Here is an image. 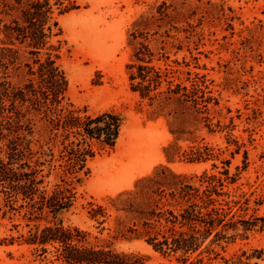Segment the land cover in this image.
Listing matches in <instances>:
<instances>
[{"label":"rangeland","instance_id":"1","mask_svg":"<svg viewBox=\"0 0 264 264\" xmlns=\"http://www.w3.org/2000/svg\"><path fill=\"white\" fill-rule=\"evenodd\" d=\"M29 1L7 0L14 11L10 16L0 11V18L11 23ZM70 1L76 8L56 13L58 27L51 38L57 48L53 57L68 80L57 114L72 112L85 119L113 112L122 118L120 137L112 148L89 140L93 157H87L81 172L66 175L64 145L81 137L54 128L53 112L24 107L25 122H32L34 131L27 158L41 170V188L51 193L58 184L72 183L75 197L57 218L35 219L21 197L10 201L0 187V264H61L53 245L44 251L27 242L31 233L53 224L86 233V246H107L142 264H225L224 259L243 252L256 254L252 264H264V0ZM3 40L4 35L0 60L8 69L0 66V76L24 86L30 79L26 65L38 68L36 56L27 44L8 46ZM141 44L153 53L149 63L135 57ZM7 47L12 51L3 52ZM139 65L155 67L163 76L152 97L169 81L203 103L204 114L178 101L160 106L142 98L133 91L140 79L131 80ZM162 169L202 191L205 175L220 178L223 186L214 183L222 193L213 195L217 205L236 222L256 219L257 227L245 232L239 224L220 245H211V236L195 254L155 251L129 232L133 222L122 209L137 181Z\"/></svg>","mask_w":264,"mask_h":264},{"label":"trees","instance_id":"2","mask_svg":"<svg viewBox=\"0 0 264 264\" xmlns=\"http://www.w3.org/2000/svg\"><path fill=\"white\" fill-rule=\"evenodd\" d=\"M16 1L22 3V0ZM20 7V15L11 23L0 18V37L4 35L3 42L8 46H14L17 42L27 44L31 54L36 56L34 64L38 68L26 65L30 79L24 86H14L0 76V141L4 143L0 146V154L8 158L5 161L0 156V187L5 190L10 201L21 197L35 219L38 216L57 218L72 206L74 188L70 187L72 183H66L65 186L58 184L51 193L41 188L44 183L40 177L41 170L27 158V151L31 150L32 144L28 136L34 132L32 122H25L27 112L31 108L38 111L45 108V112L56 115L55 119L51 118L54 128L69 132L67 137L70 133L81 137L76 144L72 142L64 145L63 152L66 154L62 159L65 164L61 166L66 175L81 172L87 157H93L88 147L89 140H97L111 148L116 145L121 133L122 118L113 112L85 119L72 112L57 114L63 110L59 108L68 91V80L53 57L57 50L51 44V38L55 36L58 27L55 15L68 13L76 7L70 0H56L54 3L51 0H31ZM0 11L10 16L14 6L7 0H0ZM12 49L7 47L3 52H11ZM42 52H45V58L40 57ZM152 56L151 49L145 44H141L135 54L137 61L143 63L151 62ZM0 66L8 69L3 60H0ZM134 68L136 64L131 66V69ZM137 68L139 73L132 74L131 80L140 79L133 86V91L139 92L142 98L156 100L160 106L178 101L196 113L204 114L200 107L203 103L189 94L186 88L184 90L187 93L183 94L180 86L179 90L173 89L169 81L166 90L152 97L151 93L163 85L161 72L155 67L144 65ZM28 103L30 105L26 106ZM24 107H27V112L23 111ZM204 107L207 108L206 105ZM202 182L207 183L203 191L189 185L183 176L167 169L138 180L133 196L123 201L122 211L133 222L129 232L138 239H145L155 251L181 252L186 256L197 253L211 236H214L211 245H220L229 238L226 232L238 231L239 224L243 225L245 232L257 227L256 219L236 222L233 218L229 219V212L217 205L218 200L213 195L216 193L220 196L222 193L215 189L214 183L219 182L223 186L220 178L205 175ZM261 221V230H264V218ZM86 237L87 234L78 229L71 230L61 224H53L31 233L27 242L42 247L44 251L47 245H53L55 260L61 264H142L140 258L131 261L136 256L116 253L107 246H86ZM255 255L247 256L243 252L240 256L224 260L225 264H252L251 258Z\"/></svg>","mask_w":264,"mask_h":264}]
</instances>
